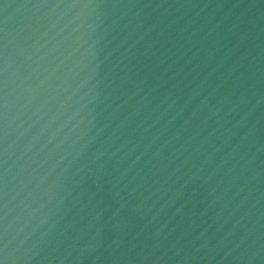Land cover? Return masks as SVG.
Wrapping results in <instances>:
<instances>
[{"label": "water", "instance_id": "obj_1", "mask_svg": "<svg viewBox=\"0 0 264 264\" xmlns=\"http://www.w3.org/2000/svg\"><path fill=\"white\" fill-rule=\"evenodd\" d=\"M0 264H264V0H0Z\"/></svg>", "mask_w": 264, "mask_h": 264}]
</instances>
